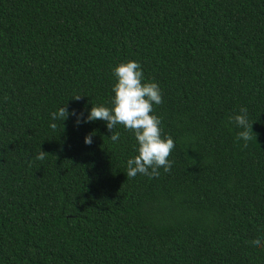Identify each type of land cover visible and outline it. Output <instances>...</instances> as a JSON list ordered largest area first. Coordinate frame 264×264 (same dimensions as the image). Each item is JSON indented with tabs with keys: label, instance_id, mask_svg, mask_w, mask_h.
<instances>
[{
	"label": "trees",
	"instance_id": "16d2710c",
	"mask_svg": "<svg viewBox=\"0 0 264 264\" xmlns=\"http://www.w3.org/2000/svg\"><path fill=\"white\" fill-rule=\"evenodd\" d=\"M130 60L176 144L152 179L84 122ZM0 264H264V0H0Z\"/></svg>",
	"mask_w": 264,
	"mask_h": 264
},
{
	"label": "clouds",
	"instance_id": "9594fccd",
	"mask_svg": "<svg viewBox=\"0 0 264 264\" xmlns=\"http://www.w3.org/2000/svg\"><path fill=\"white\" fill-rule=\"evenodd\" d=\"M117 83L113 86L114 96L111 107L96 106L90 110L84 122L105 121L108 130L112 133L110 139L117 142L120 133L114 131L117 125L124 127L127 131L134 133L137 141V152L133 158L127 160V179L135 178L137 174L146 175L149 179L159 177V169L162 167L165 172H170L173 161L169 159L176 144L173 138L164 136L161 128V119L151 114L154 105L163 103L162 90L156 82H143L144 72L139 62L130 60L121 63L113 69ZM82 96H74L71 99L79 100ZM248 109L241 107L239 114L229 117V122L235 124L241 131L237 133V141L243 140L244 147L253 139V124L247 118ZM70 113L67 106L60 107L58 111L51 113L52 120L68 119ZM71 115H76L75 111ZM83 114H81L82 116ZM81 121L78 119L77 123ZM55 129V123L50 124ZM257 136V135H256ZM92 134L85 137L87 145L92 144ZM46 152L40 151L35 157L37 160H44ZM256 247L262 246L260 239L251 241Z\"/></svg>",
	"mask_w": 264,
	"mask_h": 264
}]
</instances>
